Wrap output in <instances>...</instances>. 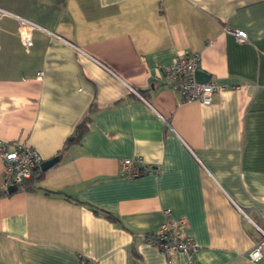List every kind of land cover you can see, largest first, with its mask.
Wrapping results in <instances>:
<instances>
[{
	"label": "crops",
	"instance_id": "crops-1",
	"mask_svg": "<svg viewBox=\"0 0 264 264\" xmlns=\"http://www.w3.org/2000/svg\"><path fill=\"white\" fill-rule=\"evenodd\" d=\"M191 51L223 87L210 104L161 70ZM85 116L31 188L0 193V264H166L145 240L165 208L197 264H264L242 213L264 227V0H0V139L48 159ZM135 157L158 171L121 175Z\"/></svg>",
	"mask_w": 264,
	"mask_h": 264
},
{
	"label": "built area",
	"instance_id": "built-area-1",
	"mask_svg": "<svg viewBox=\"0 0 264 264\" xmlns=\"http://www.w3.org/2000/svg\"><path fill=\"white\" fill-rule=\"evenodd\" d=\"M237 41H244L247 33L244 29H228ZM27 43L30 41L27 39ZM200 53L186 52L177 55L172 62L162 65L161 70L169 86L180 92L184 100H196L202 104H210L215 92L222 89V85L214 81H199L195 78L198 69ZM0 156L3 160V176L1 188L8 192L11 186H18L31 178L36 170L40 169L42 158L38 151L25 142H6L0 139ZM158 168L143 163L140 157L124 158L121 160L120 173L127 177H136L142 173L156 172ZM245 219L250 220L259 233L253 239V247L248 255L253 260L262 256L261 240L264 239V227L252 220L242 210ZM165 218L155 232L145 235V240L158 246L166 255V264L172 263L171 255L182 253L184 264H197L195 253L197 243L188 234V220L185 216L174 217L170 208L164 209ZM78 264H91L90 260L81 257Z\"/></svg>",
	"mask_w": 264,
	"mask_h": 264
},
{
	"label": "trees",
	"instance_id": "trees-1",
	"mask_svg": "<svg viewBox=\"0 0 264 264\" xmlns=\"http://www.w3.org/2000/svg\"><path fill=\"white\" fill-rule=\"evenodd\" d=\"M87 123H88V116H85L82 120H80L77 125H76V128H75V131L73 133V135H71V137H68L62 148L59 150V157L61 156V153L66 150L68 148V146L73 143V142H76L80 139V137L82 136V134L86 131L87 129ZM58 162V161H57ZM56 162V163H57ZM55 164V163H54ZM53 166V165H52ZM48 169V168H47ZM46 170V169H45ZM45 170H42V169H38L36 170V172L33 174V176L27 180H25L22 184L16 186V190L20 189V188H31V186L27 185L28 183L31 182L32 179L34 178H38L40 177V175L45 171ZM15 190V191H16ZM0 193H11V192H5L3 191L2 189H0ZM94 209L97 211V209L94 207ZM106 216L109 217V218H112V219H115V217L110 214V213H106Z\"/></svg>",
	"mask_w": 264,
	"mask_h": 264
},
{
	"label": "water",
	"instance_id": "water-1",
	"mask_svg": "<svg viewBox=\"0 0 264 264\" xmlns=\"http://www.w3.org/2000/svg\"><path fill=\"white\" fill-rule=\"evenodd\" d=\"M194 75H195V78L199 81H209L210 80V75L208 73H206L205 71H202L200 69H197L195 71ZM59 158H60L59 155H54L53 157L42 160V162L40 163V169L45 170V169L49 168L54 163L59 161ZM15 190H16V186H11L8 189V192H13Z\"/></svg>",
	"mask_w": 264,
	"mask_h": 264
}]
</instances>
